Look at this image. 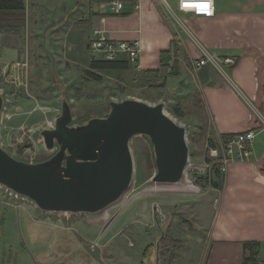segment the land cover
I'll return each mask as SVG.
<instances>
[{"label": "rangeland", "instance_id": "374dc122", "mask_svg": "<svg viewBox=\"0 0 264 264\" xmlns=\"http://www.w3.org/2000/svg\"><path fill=\"white\" fill-rule=\"evenodd\" d=\"M159 2L178 24L177 0H170V7ZM66 12L59 24L58 11L48 16L42 7L32 5L30 22L20 35L0 34V92L8 100L0 146L18 161L41 163L56 154L47 149L41 133L56 127L64 101L71 106L77 125L105 117L112 102L138 100L150 105L165 103L166 113L189 130L192 163H203L206 147L211 145L207 140L218 142L213 135L203 136L204 125L211 132V120L207 111L205 121L193 106L199 92L191 73L172 77L166 70L159 78L143 76L132 67L129 71H95L102 79L95 81L86 71L92 61L104 60V55L90 51L88 31L78 34L74 25L86 17L88 7L78 5ZM184 106L190 111L186 110L184 118L177 117L176 109ZM254 115L260 112L254 109ZM262 147L263 136L253 149L257 154ZM130 150L132 184L116 203L99 213L44 212L32 200L0 185V218L5 220L0 264H157L159 245L167 233L187 241V234L197 228L192 230L181 215L195 226L192 209L210 188L200 194L191 189L182 193L172 191V184H160L168 188L151 192L158 183L153 181L157 169L150 138L133 137ZM187 179L192 180L191 174Z\"/></svg>", "mask_w": 264, "mask_h": 264}, {"label": "crops", "instance_id": "0c3cea01", "mask_svg": "<svg viewBox=\"0 0 264 264\" xmlns=\"http://www.w3.org/2000/svg\"><path fill=\"white\" fill-rule=\"evenodd\" d=\"M24 1L26 27L32 5L42 7L48 16L58 11L59 24L67 16L66 9L88 7L86 17L74 23L76 33L88 31L90 40L93 30L101 29L114 40H139L141 73L161 70V52L172 48L175 35L180 61L190 60V65L182 62L179 76L191 73L211 120L209 135L220 144L225 135L254 129L253 148L259 137L264 139V122L260 123L264 118V0H227L223 5L217 0L213 18L180 12L177 3L178 24L158 0ZM115 1L123 4L119 13ZM202 59L209 62L196 68L194 62ZM228 59L235 65L227 64ZM254 109L260 112L258 117ZM253 150L251 161L229 164L222 189L200 195L191 215L197 230L183 241L179 264H244L245 242L261 245L258 261L264 264V147L257 154Z\"/></svg>", "mask_w": 264, "mask_h": 264}, {"label": "water", "instance_id": "95a60500", "mask_svg": "<svg viewBox=\"0 0 264 264\" xmlns=\"http://www.w3.org/2000/svg\"><path fill=\"white\" fill-rule=\"evenodd\" d=\"M5 98L0 93V125ZM103 118L73 125L72 108L63 103L56 127L43 131L49 160L18 161L0 146V185L32 200L44 212L99 213L130 188L134 162L130 141L141 135L154 148L158 184L180 183L190 159L187 131L166 113V104L138 100L111 103Z\"/></svg>", "mask_w": 264, "mask_h": 264}, {"label": "built area", "instance_id": "2783aa9c", "mask_svg": "<svg viewBox=\"0 0 264 264\" xmlns=\"http://www.w3.org/2000/svg\"><path fill=\"white\" fill-rule=\"evenodd\" d=\"M159 1L170 7V0ZM177 3L180 12L192 14L196 17L213 18L217 13V0H177ZM113 5L117 13L123 9V4L120 1H115ZM89 49L92 52L103 54L104 58L108 61L124 59L132 67L136 69L139 67L141 56V43L139 40H114L109 37L107 31L95 29L89 42ZM208 62L202 59L194 62V66L196 68L203 67ZM225 62L229 65H235V62L231 59ZM7 103L8 100L5 98L3 113L7 109ZM184 127L186 128L188 138L189 130L186 126ZM255 140L256 131L254 129H248L241 133L229 135L218 147L208 145L202 158L203 163H192L190 156L185 176L180 183L176 184H183L185 180H188L195 188L193 191L199 194L202 189H212V182L215 175L217 173L226 174L230 163L234 161H251ZM189 174H191L193 181L187 179ZM172 185L174 186L175 184Z\"/></svg>", "mask_w": 264, "mask_h": 264}, {"label": "trees", "instance_id": "16d2710c", "mask_svg": "<svg viewBox=\"0 0 264 264\" xmlns=\"http://www.w3.org/2000/svg\"><path fill=\"white\" fill-rule=\"evenodd\" d=\"M110 2V0H106ZM27 16H26V3L24 0H0V34L6 35H20L21 32L26 27ZM180 45L178 38L174 35L172 40V48L170 50H166L161 52V70L159 71H147V72H139L143 76H153L161 78L163 76L164 71L169 70V75L172 77H177L180 75V72L183 68V63L190 65V60L188 57L184 58L181 62L179 53H180ZM132 69V66L124 59H119L115 61L108 60H94L91 63L90 71H86V75L95 81L100 82L101 77L95 73V71H129ZM186 106V105H185ZM183 107L182 109H176L175 114L179 118H184L186 115V110L190 111V108ZM194 108L198 109L199 114L204 117L205 121L207 120L206 107L203 102L202 96L199 93L197 97H195ZM192 110V109H191ZM90 119L83 121L82 123H77V125H84ZM74 122V121H73ZM72 122V126L75 125ZM204 133L203 136L206 138L208 133L207 125L203 127ZM229 135L223 136L222 141L228 137ZM211 146L218 147L219 143L214 141L207 140ZM225 174L217 173L213 179L212 187L216 189H222L225 184ZM183 222L192 230H195L196 227L192 225V221L189 218L181 215ZM5 224V220L0 218V237L3 231V227ZM259 243L254 242H245L244 243V251H245V259L244 264H260L258 261V250L260 248ZM158 250V263L157 264H177L182 257V250L184 247V243L181 239L173 237L170 233H167L162 239ZM151 248L149 246L146 251ZM146 254V253H145ZM144 254V255H145Z\"/></svg>", "mask_w": 264, "mask_h": 264}, {"label": "bare ground", "instance_id": "6f19581e", "mask_svg": "<svg viewBox=\"0 0 264 264\" xmlns=\"http://www.w3.org/2000/svg\"><path fill=\"white\" fill-rule=\"evenodd\" d=\"M110 62V61H109ZM112 62V61H111ZM175 120V119H174ZM176 121V120H175ZM176 123L177 124H179V125H181V126H185L184 124H182V123H180V122H178V121H176ZM53 150H56V153L58 152V148H55V149H53ZM169 187H171V186H169ZM168 187H166V186H160V184H157L155 187H153L152 189L153 190H151L150 189V191L152 192V191H155V192H157V191H160L161 189H167ZM154 189H157V190H154ZM170 189H172V190H180L182 193H184L185 191L187 192V189H191L192 191L193 190H195V188L193 187V185L191 184V182L190 181H184V183L183 184H175L174 186H172ZM121 203V202H120ZM122 204V203H121ZM115 207V206H114ZM108 209V208H107Z\"/></svg>", "mask_w": 264, "mask_h": 264}]
</instances>
